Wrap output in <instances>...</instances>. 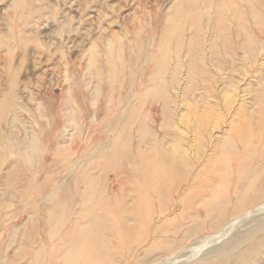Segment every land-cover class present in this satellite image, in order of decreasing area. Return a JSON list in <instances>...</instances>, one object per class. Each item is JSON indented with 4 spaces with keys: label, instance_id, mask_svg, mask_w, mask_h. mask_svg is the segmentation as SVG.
Wrapping results in <instances>:
<instances>
[{
    "label": "bare ground",
    "instance_id": "obj_1",
    "mask_svg": "<svg viewBox=\"0 0 264 264\" xmlns=\"http://www.w3.org/2000/svg\"><path fill=\"white\" fill-rule=\"evenodd\" d=\"M188 2L191 8L199 7L194 0ZM200 9V15H194L186 28L198 38L203 31L213 30L216 54L227 51L231 59L240 54L243 61H249L250 84L243 88L228 80L218 89L220 80L216 79L209 87L211 83L204 82L202 48H192L190 43L185 48L181 36L169 38L167 28L166 36L156 44L149 36L135 37L132 54L126 44L111 38L105 52H92L88 80L76 78L55 108L61 138L72 128L69 148L58 144V150L65 154L64 159L70 154L72 160L61 163L58 154L56 168L35 162V152L42 149L46 106L36 105L34 127L23 138L10 137V130L0 135V146L14 138L12 143L20 148V154H15L16 168L9 173L11 186L18 180L19 168L33 171L23 188L30 196L31 212L24 218L15 212L9 226L0 231V264H148L155 260L157 249L178 251L156 264H198L214 258L222 264L234 260L264 264V40L257 39L264 35V0H201ZM183 65L187 77L183 96L191 98L199 91L201 106L194 104L195 110L188 113L192 122L187 136L174 134V147L169 148L155 135L149 106L155 95L162 97V113L171 114L165 96L167 82L161 76L171 69L175 87ZM144 66L149 70L146 78L140 77L133 86V78ZM198 84L203 88L197 89ZM85 91H90L93 104L101 98L106 101L105 107H95L91 119L95 122L103 114L106 126L99 134L92 128L88 146L82 150L78 149L84 133L79 116ZM11 106L3 107V115ZM201 107L203 114L198 115ZM212 113L217 114L214 129L221 135L211 154H199L202 164L194 171L187 153L188 135L204 147L211 133L208 120ZM16 117L17 113L15 122ZM100 161L115 175L132 164L129 185L114 190L105 182L104 170L95 179L92 171L100 167ZM155 202L161 217L156 225ZM260 217L259 225L250 229L249 224ZM220 227L214 234L192 239L190 245L197 244L198 249L186 255L191 247L185 244L188 238L206 228ZM237 234L240 237L231 249L250 239L239 247L240 252L213 253ZM134 246L141 250L131 261ZM151 253L149 260L146 255Z\"/></svg>",
    "mask_w": 264,
    "mask_h": 264
},
{
    "label": "rangeland",
    "instance_id": "obj_2",
    "mask_svg": "<svg viewBox=\"0 0 264 264\" xmlns=\"http://www.w3.org/2000/svg\"><path fill=\"white\" fill-rule=\"evenodd\" d=\"M200 3L201 0H194V6L199 7L191 8L188 0H0V121L2 120L0 135L4 130H10V137L13 135L14 138H23L34 127L36 113L34 108H37L38 105L46 106L48 113L47 121H44L45 130L41 135L42 149L35 152V162H45L46 165L54 166L58 161V154H60L61 163L72 160L73 157L71 158L70 154L64 159L65 154L58 150V144L63 145L65 149L69 148L72 141V128H69L64 138H61L59 132L61 127L55 108L63 102L67 96V87L73 84L77 80L76 78H79L80 82L88 80L87 66L92 52L100 54L105 52L111 38L126 44L129 48L128 52H131L135 37L144 36L146 39L149 36L147 39L150 42L154 39L156 44L166 36L163 33L167 28L169 38L174 39L181 36L183 46L186 44L185 48L189 43L192 48L198 46L202 48V68L204 66L206 71L204 82L211 83L208 84L209 87L214 85L212 82L217 79L220 80L218 89L225 87L228 80L245 88L252 79L249 75L251 63L243 61L240 54L233 59L227 51L216 54L212 47V44L215 43L213 30L203 31L198 38L194 37L193 33L186 28L192 17L200 15L202 12ZM257 39L263 41L264 35L257 36ZM185 52L187 50L182 52L184 62L187 60L184 57ZM145 67L140 70L141 74H136L133 78V86L136 85L140 77L146 78L149 70ZM168 71H165L161 77L167 82L165 96L171 114L166 117L162 113L164 100L156 95L153 105L149 106L150 110L149 107L146 110H149L151 121L155 122V135L161 136L165 140L164 142H167V146L172 148L174 143L171 139L174 134L187 136L188 125L192 122L188 113L195 110L194 104L201 106V100L199 91H196L191 98L183 96L182 91L187 82L184 65L183 68L181 66L174 82L175 87L172 73ZM83 84L81 83V85ZM201 88H203L201 84H198L197 89ZM89 96H91L90 91H85L80 101L83 114L79 116V121L83 125L84 133L78 149L82 150L88 146L87 140L91 129L95 127L99 134L106 126L103 114L98 115L97 121H91L95 107H105L106 101L101 98L93 104ZM208 101H212L209 96ZM7 105L13 106L6 108L3 115L4 110L2 112L1 110ZM203 111L204 109L201 107L197 114L201 115ZM15 113H17V122L13 120ZM216 115V113H212L209 116L211 133L205 139L204 147L198 141L193 143V136L188 135L190 143L187 153L193 162L194 171L199 169L202 164L199 154L201 152L203 155L204 153L205 155L211 154L215 140L221 135L220 130L214 129V124L217 121ZM12 140H4V144L0 146V162L2 159L8 160L4 165L0 163V231L9 226L14 219L12 217L15 212H18L19 218H24L26 213L30 214L31 212L29 209L30 196L24 192L23 188L24 182L33 171H23L19 168L18 180L14 186H11L9 179L10 171L16 168L15 154H20L18 144L12 143ZM96 157L94 156V158ZM103 165L104 161H100V167L92 171L95 179L102 173L101 170L106 171L107 167L105 168ZM130 165L132 164H127L124 169H120V173L118 170L117 175L113 173L112 168L108 169L103 173L105 182L113 186L114 190H117L121 185L127 187L129 185L128 176L134 171V169H130ZM233 178L234 176L230 177V180ZM159 213L155 202V225L160 221ZM262 220L261 217L254 219L249 224V228H255ZM221 228H206L201 233L188 238L185 244L191 246L194 238L204 234H214ZM233 237V241L222 242L220 244L222 249L217 248L213 253H221L223 250L228 253L240 252L239 247L250 240L241 243L237 249H231L240 234ZM114 239L112 238V242ZM120 249H122L121 245L118 247V250ZM197 249L198 245L193 244L187 250L186 255H191ZM140 250L141 248L133 247L132 255H130L131 261L139 255ZM176 251L178 249L173 251L157 249L155 250V260L153 259L154 261L148 264H156ZM152 254L146 255L149 260L152 258ZM219 261V258H214L198 264H222ZM238 261H230V264H238Z\"/></svg>",
    "mask_w": 264,
    "mask_h": 264
}]
</instances>
